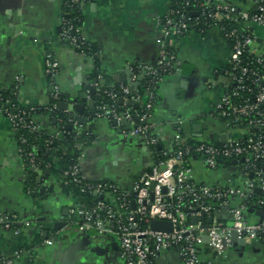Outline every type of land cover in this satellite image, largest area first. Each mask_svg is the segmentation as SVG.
Masks as SVG:
<instances>
[{"label": "crops", "instance_id": "1", "mask_svg": "<svg viewBox=\"0 0 264 264\" xmlns=\"http://www.w3.org/2000/svg\"><path fill=\"white\" fill-rule=\"evenodd\" d=\"M235 3L237 0H230ZM169 0H90L81 7L82 32L96 50L97 63L60 39L61 0H0V89L12 90L22 106L47 108L52 104L53 83L71 113L67 127L90 130L91 139L81 137L78 160L81 176L92 182L112 184L130 195L134 182L153 164L150 149L140 138L126 136L130 128L114 125L94 113L91 87L119 89L148 83L137 67L154 63L160 52L162 19L168 15ZM178 71L160 81H149L143 102H150V124L157 147L170 152L188 140L224 142V125L216 115L223 93L230 44L220 29L189 30L173 41ZM57 63L53 78L46 72V59ZM120 76L124 82H120ZM81 111H75L81 97ZM59 102V103H60ZM83 118V122L79 119ZM43 129L55 132L49 113L36 118ZM134 124V123H133ZM69 129V128H68ZM235 131L234 134L238 135ZM17 132L0 116V213L19 221L12 229L0 226V255L13 264H124L111 238H94L68 224L69 210L79 206L77 197L64 185L63 168L37 171L38 195L26 191L25 173L17 148ZM225 137V136H224ZM194 181L207 186H236L231 168H207L198 157L189 164ZM104 199L112 200L108 194ZM221 212L218 217L226 218ZM247 219H260L249 213ZM61 225L54 228V225ZM262 243V242H261ZM103 249L100 254L92 249ZM263 244L241 246L232 242L215 264H258ZM172 257V256H171ZM165 258V264H169ZM172 259V258H171Z\"/></svg>", "mask_w": 264, "mask_h": 264}, {"label": "built area", "instance_id": "2", "mask_svg": "<svg viewBox=\"0 0 264 264\" xmlns=\"http://www.w3.org/2000/svg\"><path fill=\"white\" fill-rule=\"evenodd\" d=\"M87 1L90 0H71V3L82 7ZM200 1L202 14L196 17V25L204 27L210 21L214 28L220 29L230 44V55L225 71L227 85L215 112L224 125L226 140L222 146L199 142L195 153L209 169L220 168L224 161L232 160L229 168L234 169L239 184L220 187L196 183L189 166L191 159H188V165L184 164L187 151H175L174 159L180 162L176 169L167 162L153 163L134 182L130 211H126L125 204L119 203L120 198L114 193H106L111 201L102 196L91 212L80 206L70 209L68 224L90 232L94 238L116 237L124 264H165L171 250L177 256L176 261L172 257L168 259L173 264H215V259L224 256L231 247L234 235L249 245L264 240V221L250 222L247 219L250 207L264 211V0H237L235 3L230 0ZM189 22V18L181 15L177 22L166 18L161 23L158 59L152 64L137 67L149 81H160L178 71V55L172 43L191 30ZM221 22L229 23L230 27L223 30ZM60 25L61 41L82 51L86 44L82 28H74L63 20ZM57 66L52 59H46V72L51 78ZM102 89L97 85V93ZM133 92L136 91L123 86L117 92H108V95L117 101L122 98L124 103L141 106L139 95H132ZM127 95L131 96L127 98ZM51 98L54 103L47 107L49 114L58 110L60 102L58 88L53 83ZM144 105L150 111V102ZM22 107L33 110L32 106ZM0 116L15 130L20 126L33 132L42 128L36 117L26 123L23 114L14 113L1 103ZM96 117L116 121L126 119L129 122L135 117L138 124L131 123L133 126L125 135L140 138L148 148L157 143L149 121L150 113L138 115L130 109L118 112L103 105L97 107ZM235 131L239 132L238 135L234 134ZM67 176L72 178L73 184L86 180L80 174L78 162L64 171V185H68ZM86 186L92 188L91 185ZM93 192L100 194L101 186L94 188ZM98 211H103L104 216L101 217ZM221 212L227 214V220L218 217ZM193 217H196V223L191 221ZM207 217H211L210 223H206ZM153 220L169 222L171 231H153L150 227ZM142 222H147L148 226L142 227ZM18 223L15 216L0 213L3 229H12ZM1 264H13V261L4 258ZM258 264H264V256Z\"/></svg>", "mask_w": 264, "mask_h": 264}, {"label": "trees", "instance_id": "3", "mask_svg": "<svg viewBox=\"0 0 264 264\" xmlns=\"http://www.w3.org/2000/svg\"><path fill=\"white\" fill-rule=\"evenodd\" d=\"M87 1L86 3H88ZM170 9L167 16L162 19V22L165 19H170L173 23L179 20L181 15L190 19V29L195 30L197 32H203L207 29L213 28V25L210 21L207 22V25L202 27V25H196L198 22L197 18L198 14H202V8L199 6L200 0H169ZM62 8V16L61 20L71 24L74 28L80 27L82 28V17L80 14L81 7L78 4L71 3V0H63L61 1ZM203 19L201 18V21ZM221 27L223 30H227L230 25L227 22H221ZM61 26V25H60ZM61 28V27H60ZM87 56H90L95 63H97L98 58L96 55V50L90 47L87 43L85 44L82 51ZM165 77V76H164ZM149 80L148 83L144 84L141 88H138L136 92H133L132 95L138 94L140 97V101L143 102L144 94L146 89L149 88ZM103 91L96 93L95 96V110L94 113L97 112L98 106H108L114 108L116 111L121 112L126 109H130L132 112H135L138 115H142L144 113H150L149 110L145 108V105L139 106L137 109H132L127 107L126 105H120L116 99H113L108 95L110 91H118L116 88H105L103 87ZM131 95H127L129 98ZM63 96H60V100L63 99ZM58 101H56L57 104ZM0 103L4 105V107L9 108L14 113H20L24 115L25 122L27 123L31 118L38 117L40 115H47V108L32 106L33 110L30 111L29 108L22 107L15 98V93L12 90L8 89H0ZM9 103V104H7ZM54 101H52V104ZM49 122L51 123L52 119L56 120L55 124H51V128H54L56 132H50L47 129L41 128L40 131H30L28 127H19L17 128L16 136H17V148L19 149V156L24 167L25 173V184L26 191L33 196L38 195V183H37V171L40 169H55V166H62V172L67 169L73 167L77 164L80 157V149L79 145L81 144V137L89 140L92 138L90 134V130L77 131L74 127L67 128V124L70 122L67 114L62 113L58 110H55L53 113L49 114ZM69 121V122H68ZM58 135V136H57ZM57 136V137H56ZM155 136V135H154ZM199 142L196 140H188L185 143L174 146V148L170 152H164L163 150L157 147V143L150 146V154L153 159V163L157 162H167L171 165L173 169H176L179 166V161L174 159L173 152L187 151V155L184 156L185 165H188V159L191 160L196 156L195 146ZM215 145L222 146L223 142L214 143ZM233 161L226 160L223 162L225 167H228ZM65 180L68 182V185H65L68 190L72 194H74L79 202V206L83 208L85 211L91 212L96 209L97 203L100 200V197L104 196L106 193H114L120 198L119 203H124L126 206V211L131 210V201L133 199L132 195L128 193H122L118 190L114 192L116 189L112 184L109 183H101V182H92L89 180H82L80 184L71 183L72 178L67 176ZM86 185H91L92 188H88ZM97 186H101L102 192L96 195L93 191ZM257 196V195H255ZM99 214L104 216L103 211H98ZM259 222L264 221V217L258 220ZM142 227H147V222H142ZM263 244V243H258ZM264 247V245H263ZM4 257L0 255V264L3 263ZM31 264V263H29Z\"/></svg>", "mask_w": 264, "mask_h": 264}, {"label": "water", "instance_id": "4", "mask_svg": "<svg viewBox=\"0 0 264 264\" xmlns=\"http://www.w3.org/2000/svg\"><path fill=\"white\" fill-rule=\"evenodd\" d=\"M144 78H145V74L142 73V75L140 77H138V80L144 79ZM123 80L124 79L122 78V76H120V82H124ZM130 84H131V87H130L131 91H133L135 89V87L138 86V83H130ZM95 92H96V88L95 87H91L90 94L94 95ZM84 102H85V97L82 96L79 104L75 106L74 110L77 111V112L81 111L82 108H83L82 105H83ZM118 103L120 105H124L125 104L127 107L132 108V109H137L139 107V105L135 104V103H131V102L124 103L122 98L118 99ZM57 106H58L59 109H63L65 111L68 108V104L67 103H63V102L58 103ZM67 116H68V118L72 117L71 113H68ZM79 122L82 123L83 122V118H80ZM112 123L114 125H119V126H121L123 128H130L131 123L138 124V119H136L135 117H132L131 122L127 121L126 119H122L120 121L112 120ZM67 128H70V126H68ZM222 139L224 141V140H226V137L223 136ZM231 170L234 171L233 168H231ZM41 178H37V183L40 182ZM152 187H153V185L151 186V188ZM163 192H165V189H163ZM100 199H102V197H100ZM132 207H134L133 203H132ZM248 213H255L260 218L264 217V211L261 210V209H255L254 207H250L248 209ZM191 221L193 223H196V221H197L196 217H193L191 219ZM210 222H211V217H207L206 218V223H210ZM59 226H61V225L56 224V225H54V228H58ZM150 227H151V229L153 231H158V232H170L171 231V224L169 222H165V221L153 220L150 223ZM83 232L87 234L84 237L85 241H83V242L87 241L86 244L88 246H90V247L93 246V244L90 242V236H89L90 233L88 231H83ZM105 237L113 239L115 241L114 242L115 246L112 245L113 250L120 252L119 243H118L116 237L113 236V235H105ZM206 241H207V238L204 237V242H206ZM232 242H235V244H238V245H241V246H245L246 245L245 241L243 239H241V238H238L237 235H234L232 237ZM262 243L264 244V240H262ZM92 250L95 253H97V254H100V253L103 252V249L98 248V247H93ZM176 252H178V249L176 250ZM167 255H170V257L172 256V260H174V261L177 260V256H176V253L174 252V250L169 251L167 253ZM169 264H173L172 261H170ZM175 264H179V263H175Z\"/></svg>", "mask_w": 264, "mask_h": 264}, {"label": "rangeland", "instance_id": "5", "mask_svg": "<svg viewBox=\"0 0 264 264\" xmlns=\"http://www.w3.org/2000/svg\"><path fill=\"white\" fill-rule=\"evenodd\" d=\"M224 80H225V82H227V81H228V79H227V77H226V76H225V79H224Z\"/></svg>", "mask_w": 264, "mask_h": 264}]
</instances>
